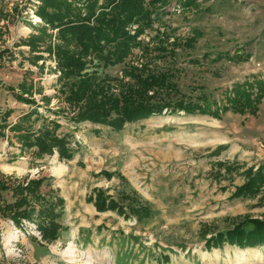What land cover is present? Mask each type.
<instances>
[{"label": "rangeland", "instance_id": "obj_1", "mask_svg": "<svg viewBox=\"0 0 264 264\" xmlns=\"http://www.w3.org/2000/svg\"><path fill=\"white\" fill-rule=\"evenodd\" d=\"M150 1L144 0L146 6ZM170 1L123 64L173 66L183 94L195 96L204 90L218 101L234 83L264 77V0H197V9ZM39 4L0 0V109L13 111L12 124L37 109L40 118L33 130L44 119L56 121L61 126L57 134L76 153L70 161L61 160L57 151L38 156L35 149L23 150L12 132L0 137V173L20 179L52 178L51 188L65 200L62 230L51 244L32 239H40L34 223L25 222L19 229L0 215V264H264V245L208 251L202 230L206 225V233L224 231L246 216L264 219V189L255 198H232L246 181L244 172L264 163V101L257 116L227 112L218 119L181 112L128 124L119 132L104 125L78 124L71 120L73 108L63 100L67 86L59 79L55 55L40 53L46 60L33 64L29 47H15L44 25L35 15ZM136 29L131 27V33ZM195 31L201 37L193 48H184ZM50 33L57 43V30ZM174 40L181 45L174 46ZM237 52L250 53L251 59L235 61ZM226 53L228 57H220ZM123 64L109 74L122 77ZM24 81L42 90L33 96L36 105L19 102L9 90L20 93ZM43 96L51 97V102L47 104ZM236 166L239 170L228 173V167ZM95 188L117 200L122 193L137 195L156 213L144 222L116 211L99 213L87 202ZM163 256L170 262H160Z\"/></svg>", "mask_w": 264, "mask_h": 264}, {"label": "trees", "instance_id": "obj_2", "mask_svg": "<svg viewBox=\"0 0 264 264\" xmlns=\"http://www.w3.org/2000/svg\"><path fill=\"white\" fill-rule=\"evenodd\" d=\"M39 1L35 15L44 25L37 28L38 34L21 39L15 47H29L28 59L33 64L46 60L40 53L55 55L61 72L59 79L67 86V91L62 93L63 100L73 108L75 114L71 120L74 122L104 125L119 132L128 124L181 112L218 119L227 112L258 115L264 101V77L261 75L234 83L222 91V100L218 101L204 90L195 96L183 94L177 83L179 72L173 66L163 69L123 64L132 50L140 47V36L154 22L160 21L161 8L169 5L170 0H151L149 6L144 0ZM177 2L184 9L199 7L197 0ZM133 26H137L134 34L130 31ZM54 30H57L58 40L55 44L50 33ZM200 37V33L195 31V36L182 46L193 48ZM173 45L177 47L181 42L174 40ZM228 55L220 54V57ZM89 56L93 59H88ZM233 59L249 61L251 54L237 52ZM94 60L99 64H93ZM122 64V77L109 74L112 68ZM43 65L41 70H44ZM91 66L95 69L92 72L89 71ZM100 69L104 71L101 74ZM9 90L19 102L32 105L37 104L34 94H42L41 89L25 81L19 85L20 93H16L14 88ZM43 101L49 104L51 97L43 96ZM12 114V110L2 112L0 109V137H6L10 131L23 150L35 149L38 156L53 155L57 151L61 160L74 158L76 150L70 147L65 137L57 134L61 126L56 121L44 119L43 125L35 131L33 123L40 118L37 109L23 115L15 124L9 122ZM239 168L228 167L227 170L231 173L232 169ZM101 174L112 178L109 172ZM244 175L245 183L236 188L232 198H255L264 189V163L257 168H249ZM52 180L20 179L0 173V215L19 229L25 227V222L34 223L40 239H32L48 244L55 242L62 230L60 219L65 204V200L57 196L59 190L51 188ZM45 186L49 190H45ZM87 202L93 203L99 213L116 211L121 216L136 218L138 222L147 221L156 213L150 203L143 202L137 195L122 193L117 200L101 188H95ZM240 219L224 231L206 233L208 230L204 225L205 248L211 251L225 246L241 249L263 246L264 219L251 216ZM208 234L210 237L207 238ZM159 261L169 263L170 257L163 256Z\"/></svg>", "mask_w": 264, "mask_h": 264}]
</instances>
